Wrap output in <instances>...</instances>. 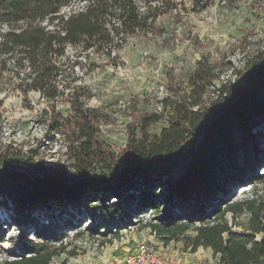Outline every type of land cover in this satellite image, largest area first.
Listing matches in <instances>:
<instances>
[{
  "label": "trees",
  "instance_id": "trees-1",
  "mask_svg": "<svg viewBox=\"0 0 264 264\" xmlns=\"http://www.w3.org/2000/svg\"><path fill=\"white\" fill-rule=\"evenodd\" d=\"M142 1L144 10L136 0H0V91L8 84L24 98L32 91L39 94L46 103L45 130L62 138L68 161L43 163L35 160L34 150L5 145L0 215L10 209L14 221L42 214L65 215L61 221L67 222L83 208L108 216L114 205L103 201L114 197L129 206L130 214L147 212L145 225L164 244L180 241L191 252L209 248L218 264H264V195L254 185L264 183L259 173L264 165V49L246 59L233 81H220L207 102L204 96L217 74L206 57L185 80L174 82L170 76L162 113L140 110L139 100L130 96L126 142L119 153L100 136L99 125L108 115L87 105L91 92L77 83L74 71L81 66L78 57L107 55L115 61L128 38L162 34L155 25L158 17L182 22L187 13L215 2ZM111 49L117 51L113 57ZM60 103L67 105L65 113ZM161 118L165 124L159 133H150ZM244 182L250 187L237 196ZM257 234L262 237L256 239ZM53 238L41 233L37 240L16 238V251L0 264H50L65 249L63 243L52 244Z\"/></svg>",
  "mask_w": 264,
  "mask_h": 264
},
{
  "label": "rangeland",
  "instance_id": "rangeland-1",
  "mask_svg": "<svg viewBox=\"0 0 264 264\" xmlns=\"http://www.w3.org/2000/svg\"><path fill=\"white\" fill-rule=\"evenodd\" d=\"M136 2L144 10L143 1ZM155 25L163 29L161 35L148 33L128 38L118 50L115 61L107 55H92L86 59L81 54L78 57L81 66L74 69L80 76L77 83L86 85L91 92L87 105L107 113L108 121L99 125L100 136L116 153L126 142L130 96L139 100L140 110L162 113V100L169 93L170 76L174 77V82L185 80L202 57L214 65L217 74L204 101H208L220 81L235 79L246 59L264 49V0H215L213 5L200 12L187 13L182 22L163 15L156 19ZM68 52L74 53V50ZM181 86L185 87V84ZM0 100V150L5 145H12L22 151H36V161L68 162L62 138L45 130L42 109L46 103L37 92H29L24 98L5 84L0 91ZM58 109L65 113L67 105L60 103ZM164 124V119H159L150 126V133H159ZM184 165L172 169L171 174H177ZM263 167H259L261 174H264ZM254 185L264 195V183L254 182ZM246 186V189H237L235 194L243 197L241 193L250 187ZM250 194L251 191L244 197ZM103 203L114 205L113 213L107 216L98 209L81 208L80 216L67 222L61 221L67 217L65 215L42 214H29L24 222L14 221L10 209L1 212L0 219L4 218L5 223L0 220V260L11 257L10 251H16L14 239L26 235L37 240L38 233L45 237L54 234L55 238L50 242L56 247L60 243L65 245L64 251L54 256L50 264H116L117 258L140 241L145 240L156 249L161 245L175 248L176 244H182L180 241L164 244L153 236L151 228L145 225L147 212L130 214L129 206L114 197ZM90 213L94 217L89 216ZM239 219L244 222L245 215ZM235 230L240 232L242 228L237 226ZM261 237L262 234L255 236L256 239ZM190 258L193 264H218L209 248H199Z\"/></svg>",
  "mask_w": 264,
  "mask_h": 264
},
{
  "label": "built area",
  "instance_id": "built-area-1",
  "mask_svg": "<svg viewBox=\"0 0 264 264\" xmlns=\"http://www.w3.org/2000/svg\"><path fill=\"white\" fill-rule=\"evenodd\" d=\"M114 55L115 50L111 49V56ZM115 262L116 264H187L174 249L164 245L156 249L145 240L138 242Z\"/></svg>",
  "mask_w": 264,
  "mask_h": 264
},
{
  "label": "crops",
  "instance_id": "crops-1",
  "mask_svg": "<svg viewBox=\"0 0 264 264\" xmlns=\"http://www.w3.org/2000/svg\"><path fill=\"white\" fill-rule=\"evenodd\" d=\"M168 246V245H167ZM176 247L175 248H171V249H174L175 251H176V253H178V255L182 258V260L185 262V263H187V264H193L192 262H191V258H190V255H194L195 253H197L198 252V250H199V248H202V247H198L197 249H196V251H194V252H191L190 250H184L183 249V245L181 244H176L175 245ZM169 247V246H168ZM210 250V249H209Z\"/></svg>",
  "mask_w": 264,
  "mask_h": 264
},
{
  "label": "bare ground",
  "instance_id": "bare-ground-1",
  "mask_svg": "<svg viewBox=\"0 0 264 264\" xmlns=\"http://www.w3.org/2000/svg\"><path fill=\"white\" fill-rule=\"evenodd\" d=\"M263 169H264V167H263ZM246 188H247V186L243 185V186H240L238 189H246Z\"/></svg>",
  "mask_w": 264,
  "mask_h": 264
}]
</instances>
